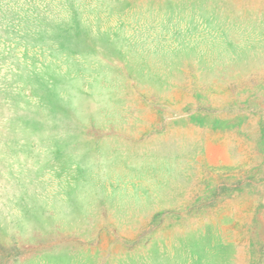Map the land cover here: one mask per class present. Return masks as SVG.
Instances as JSON below:
<instances>
[{"label":"rangeland","instance_id":"374dc122","mask_svg":"<svg viewBox=\"0 0 264 264\" xmlns=\"http://www.w3.org/2000/svg\"><path fill=\"white\" fill-rule=\"evenodd\" d=\"M0 264H264V0H0Z\"/></svg>","mask_w":264,"mask_h":264}]
</instances>
